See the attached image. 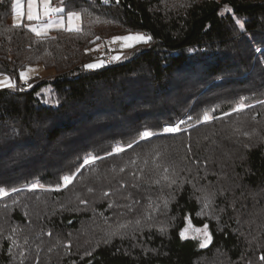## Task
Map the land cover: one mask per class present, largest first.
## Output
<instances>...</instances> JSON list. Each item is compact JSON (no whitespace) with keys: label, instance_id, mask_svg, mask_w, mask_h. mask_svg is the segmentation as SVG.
<instances>
[{"label":"trees","instance_id":"trees-1","mask_svg":"<svg viewBox=\"0 0 264 264\" xmlns=\"http://www.w3.org/2000/svg\"><path fill=\"white\" fill-rule=\"evenodd\" d=\"M14 1L0 0V74L18 84L0 88V264H264V0H51L82 24L40 35ZM130 32L151 40L85 67ZM30 65L54 74L21 86Z\"/></svg>","mask_w":264,"mask_h":264},{"label":"rangeland","instance_id":"rangeland-1","mask_svg":"<svg viewBox=\"0 0 264 264\" xmlns=\"http://www.w3.org/2000/svg\"><path fill=\"white\" fill-rule=\"evenodd\" d=\"M17 3V0L14 1V4ZM48 3V15L44 14V0H33L32 2V13L34 19L28 20V11H29V0H19L17 7L14 8V19L18 21L19 24L28 22L30 28H37L41 31V34H48L53 32L56 29H67V30H78L81 27L82 21L81 16L79 14V18H74L71 24H69L67 19V14L64 13V8L61 6H56L51 3V0H47ZM13 4V5H14ZM53 9H63L62 12L52 11ZM75 13V12H74ZM54 14V19H49V15ZM78 14V13H77ZM38 17V18H37ZM13 19V20H14ZM134 34H142L146 37H149L148 34L144 32H130L127 34H121L112 36L110 38L104 39L94 46L88 48L93 54V58L89 60L88 64L97 65V67L91 69H97L105 64V57L110 53L115 61H123L129 57V52L132 49L140 46L143 42L135 43L132 47L125 46L124 41L114 40V37L119 36H127V35H134ZM22 73L25 74V78H20V85L21 86H28V84H32V79L34 77L38 78H46L47 76L53 75L54 71L46 70L42 65H30L28 66ZM7 76V75H4ZM15 84V83H14ZM4 85L0 84V88ZM5 87V86H4ZM42 92L45 95L46 101H51V91L50 88H44ZM245 108L244 104H240L236 110H242ZM210 119L212 118L209 116ZM209 120V119H208ZM173 127V126H167ZM177 127V126H174ZM91 160V158H90ZM93 161V160H91ZM36 187H32L33 189H43L44 187L40 184H35ZM183 234L186 237L190 238H198L202 244L207 245L211 241V234L209 229L206 227H196L194 225L188 224L183 229Z\"/></svg>","mask_w":264,"mask_h":264},{"label":"snow or ice","instance_id":"snow-or-ice-1","mask_svg":"<svg viewBox=\"0 0 264 264\" xmlns=\"http://www.w3.org/2000/svg\"><path fill=\"white\" fill-rule=\"evenodd\" d=\"M19 0H17V3L13 5V7H17V4H18ZM32 2L33 0H29V11H28V20H32L34 19V16H33V13H32ZM44 14L45 15H48L49 12H48V3H47V0H44ZM52 11H57V12H62L63 9H53ZM38 18V17H37ZM74 18H79V14L77 13H74V12H69L67 14V19H68V22L69 24H71V22L73 21ZM237 23L240 24V21L237 20ZM241 28H243V25H241ZM32 31L36 32L37 35H40L41 34V31L38 30L37 28L33 27L31 29ZM114 40H118V41H124L125 42V46L127 47H132L134 46L135 43H140V42H143V43H147L149 40H151V37H146L142 34H134V35H127V36H119V37H114ZM259 51V50H258ZM86 68H94V67H97V65H94V64H88L85 66ZM21 78L24 79L25 78V74L24 73H21ZM0 84L4 85V86H7L9 88H14L15 87V84L14 82H11V81H0ZM208 119H210V117L208 116L207 113L204 114V120L207 121ZM180 123H184V121H181ZM176 131H179V127H166L164 129V132H176ZM154 133L149 131V130H145L143 133H141V139H146V138H150L151 136H153ZM132 145L129 144L128 147H131ZM124 147L122 146H117L115 148V152H121V151H124ZM97 159V157H92L91 160H95ZM91 160L89 158H85L84 162H83V166H86L88 165ZM75 176L74 175H65L62 177V180L64 182V186H67L69 184L72 183V181L74 180ZM37 185H32V187H36ZM58 190V189H57ZM13 191H17L16 189H13ZM6 194L5 190L4 189H0V195H4ZM104 195H108V193H105ZM207 226H205V229H206ZM183 232L181 233V236L183 237ZM205 245L204 244H201V247H204ZM261 259H264V257H261Z\"/></svg>","mask_w":264,"mask_h":264},{"label":"crops","instance_id":"crops-1","mask_svg":"<svg viewBox=\"0 0 264 264\" xmlns=\"http://www.w3.org/2000/svg\"><path fill=\"white\" fill-rule=\"evenodd\" d=\"M55 18V16H54V14H50L49 15V19H54ZM14 19V18H13ZM14 23H18V21H15V19H14ZM11 81V82H13L8 76H4V74H0V81ZM4 87V86H3Z\"/></svg>","mask_w":264,"mask_h":264},{"label":"built area","instance_id":"built-area-1","mask_svg":"<svg viewBox=\"0 0 264 264\" xmlns=\"http://www.w3.org/2000/svg\"><path fill=\"white\" fill-rule=\"evenodd\" d=\"M114 62V59L112 57V55L109 53L106 57H105V64H111ZM15 86H18V84L15 83ZM31 84H28L27 87H31Z\"/></svg>","mask_w":264,"mask_h":264}]
</instances>
